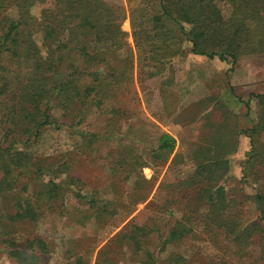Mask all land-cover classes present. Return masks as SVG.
I'll return each mask as SVG.
<instances>
[{
    "label": "trees",
    "instance_id": "1",
    "mask_svg": "<svg viewBox=\"0 0 264 264\" xmlns=\"http://www.w3.org/2000/svg\"><path fill=\"white\" fill-rule=\"evenodd\" d=\"M130 18L132 39L149 77L162 75L173 60L185 54V45L190 54L229 63V70L239 57L249 55L258 56L264 66V0H137ZM123 20L124 11L105 0H0L1 217L36 221L53 201L66 199L69 186L82 184L72 175L70 161H31L30 155L20 149L49 125L76 130L78 144L87 146L109 170L111 162L119 169L125 166L124 174L133 180L132 204L147 198L149 180L140 169L148 162L142 155L129 151V159L120 156L108 163L110 153L100 142L103 136L82 127L88 111L104 112L113 96L112 87L130 78L123 59L117 64L112 55L126 46ZM37 32L41 33V46L35 40ZM91 42L103 44L94 48ZM237 98L244 104L246 116L253 101L257 106L252 125L240 130L249 137L251 147L242 169L246 179L247 170L257 164L264 168V91ZM54 110L59 112L57 116ZM235 132L232 128V134L223 131L206 136L204 145L200 142L193 151L192 169L178 177L171 169L164 173L158 187L166 189L167 195L156 201L155 208L168 218L169 227L157 252L192 233L194 225L206 223L207 228L221 231L235 245L240 264H264V185L252 195L257 215L244 219L223 183L228 155L235 149ZM175 146L171 134L160 133L149 149L150 159L162 164L174 154L170 161L174 165L178 158ZM64 173L66 176L56 181ZM43 175L48 178L41 179ZM21 176L26 181L20 184ZM8 193L11 202L6 208L1 196ZM76 196L96 214L108 213L109 205L115 203L107 200L97 204L100 202L94 198ZM57 207L62 209L63 203ZM119 212L111 211L115 225L128 214ZM152 231L134 218L125 237L138 251L141 239ZM258 233L262 236L259 241L254 238ZM33 245L36 253L47 251L42 238H34L27 247L33 249ZM145 253L153 261L149 252ZM7 256L19 264H39L32 252L28 254L19 247H8ZM168 262L177 264L182 258L173 255Z\"/></svg>",
    "mask_w": 264,
    "mask_h": 264
},
{
    "label": "rangeland",
    "instance_id": "2",
    "mask_svg": "<svg viewBox=\"0 0 264 264\" xmlns=\"http://www.w3.org/2000/svg\"><path fill=\"white\" fill-rule=\"evenodd\" d=\"M105 1L124 11L121 28L126 31V46L114 50L112 55L117 64L123 59L130 78L112 87L113 96L104 112L88 111L82 127L103 136L100 142L110 153L108 163L120 156L129 159V151L141 154L148 162L140 171L149 180V193L145 200L132 204L133 180L124 174L125 166L119 169L111 162L112 171L109 170L87 146L78 144L76 130L49 125L42 129L39 137L20 149L30 155L31 161L51 163L57 160L55 158L70 161L72 175L82 184L69 186L71 190L66 192V199L53 201L36 221L8 220L0 216V264H19L7 256L8 247L26 249L28 254L32 252L39 264H173L168 262L173 255L182 258L177 264H240L235 245L226 240L221 231L207 228L206 223L194 225L192 233L167 243L164 251L157 252L160 241L168 234L169 225L168 218L155 207L156 201L167 195L166 189L158 187L166 171L171 169L178 177L183 171L192 169L195 165L193 151L208 139L206 136L223 134V131L228 134L235 128V149L228 155V173L223 183L228 197L235 200L244 219L257 215L252 195L257 188L263 189L264 168L257 164L247 170L246 179L242 177L251 147L249 137L240 133L241 129L252 125L251 120L257 117V106L253 101L249 116H246L244 104L237 97L245 99L250 93L264 91V66L260 58L241 56L229 70V63L216 57L208 59L190 54L185 45V54L173 60L162 75L149 77L146 73L149 69L142 67L131 35V9L136 7L137 0ZM35 40L41 46L40 32L35 34ZM102 44L90 43L94 48ZM58 114L57 110L53 111V115ZM163 132L176 139L174 153L178 158L174 165L170 163L174 154L162 164L150 159L149 149ZM191 152L193 158H190ZM66 174H61L56 181ZM40 178L46 180L48 177ZM25 181V176L19 177L20 184ZM77 193L96 199L100 202L97 204L107 200L115 203L109 205L108 213L96 214L94 209L85 208ZM1 197L9 208L10 193ZM60 203H63L62 209L57 207ZM111 211H120L118 215L128 214L115 225ZM134 218L153 229L149 236L141 239L138 251L125 237ZM34 238H42L47 251L36 253L35 245L33 249L27 247ZM254 238L259 241L262 236L258 233Z\"/></svg>",
    "mask_w": 264,
    "mask_h": 264
},
{
    "label": "crops",
    "instance_id": "3",
    "mask_svg": "<svg viewBox=\"0 0 264 264\" xmlns=\"http://www.w3.org/2000/svg\"><path fill=\"white\" fill-rule=\"evenodd\" d=\"M174 137V136H173ZM175 138V137H174Z\"/></svg>",
    "mask_w": 264,
    "mask_h": 264
}]
</instances>
